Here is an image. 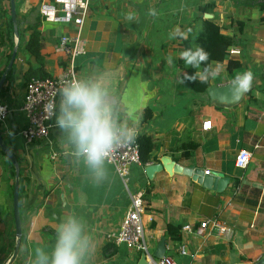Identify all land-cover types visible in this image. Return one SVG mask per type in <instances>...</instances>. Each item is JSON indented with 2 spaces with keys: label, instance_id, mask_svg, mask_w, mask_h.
Wrapping results in <instances>:
<instances>
[{
  "label": "crops",
  "instance_id": "1",
  "mask_svg": "<svg viewBox=\"0 0 264 264\" xmlns=\"http://www.w3.org/2000/svg\"><path fill=\"white\" fill-rule=\"evenodd\" d=\"M259 1L89 0L80 30L82 51L74 57L80 81L99 83L108 92L118 126L135 127L137 134L153 136L158 146L151 161L164 154L182 166L229 177L227 186L217 191L179 171L162 168L148 178L144 165H130L129 190L140 191L146 204L142 221L148 250L152 253L164 236L165 253L176 264H251L264 253V9ZM79 2L14 0L20 27L16 35L13 23L11 33L8 29L12 22L7 15L9 0H0V75L7 55L17 45L12 70L0 88V103L8 105L7 117L0 120V134L19 171L22 233L13 264L26 260L36 264L37 248L51 257L56 229L69 217L83 224L87 238L82 264H136L141 253L105 237L119 226L130 202L129 191L110 162H104L107 175L96 183L84 158L74 156L69 133L56 123L63 93L49 120L47 136L27 141L20 133L28 124L20 108L24 71L29 61L36 65L24 49L29 33L22 28L38 24L44 67L57 76L65 70L69 57L60 38L75 34L73 9ZM200 5L204 10L200 11ZM150 8L156 10V16L149 15ZM128 13L135 19L127 20ZM200 15L215 20L223 32L234 37L227 57L211 61L216 75L209 76V86L252 73L249 91L233 104L210 100L206 92L193 90L188 79L180 83L183 76L201 72L178 64L186 50L183 35L189 25L200 26ZM229 49L235 52L229 53ZM230 57L237 58L240 66L229 69ZM146 107L153 116L143 121ZM204 119L211 120L210 128H202ZM255 143L259 146L254 147ZM242 147L251 151L244 168L235 163ZM15 170L16 165L0 147V264L9 260L17 242L11 190ZM204 218L216 220V224H208L204 236L179 230L174 240L166 233L168 222L197 226ZM181 245L187 251L181 252Z\"/></svg>",
  "mask_w": 264,
  "mask_h": 264
},
{
  "label": "clouds",
  "instance_id": "2",
  "mask_svg": "<svg viewBox=\"0 0 264 264\" xmlns=\"http://www.w3.org/2000/svg\"><path fill=\"white\" fill-rule=\"evenodd\" d=\"M149 15L156 16L154 8L149 9ZM126 19L132 21L135 17L128 13ZM210 53L203 47L189 48L180 54L186 65L203 71L194 75H185V79L206 82L209 76L216 72L208 63ZM170 62V59H169ZM252 73L248 71L237 77L236 92L246 91L252 81ZM60 114L57 125L69 133V138L75 146L74 156L83 157L87 167L93 171L99 183L107 175L104 162L118 141L134 140L137 136L135 127L118 126L111 98L108 92L99 84H86L73 81L69 87L62 89ZM139 124V119L136 121ZM57 242L51 257L45 255L42 249H36V264H82L87 238L83 235V224L75 217L67 218L56 229Z\"/></svg>",
  "mask_w": 264,
  "mask_h": 264
},
{
  "label": "built area",
  "instance_id": "3",
  "mask_svg": "<svg viewBox=\"0 0 264 264\" xmlns=\"http://www.w3.org/2000/svg\"><path fill=\"white\" fill-rule=\"evenodd\" d=\"M88 5L89 0H80L79 5L73 9L75 13L73 15V23L77 26L75 34H63L60 38V45L69 54L65 70L57 76H32L25 82L23 101L20 108L26 114L28 124L20 133L27 141L47 136L50 126L49 120L55 112L56 102L58 96L62 93V89L69 87L73 81L81 82L75 69L74 57L82 51L80 45V30L84 16L88 12ZM234 52V49H229V53ZM0 53H3L2 48H0ZM7 114L8 105L6 103H0V120H4ZM210 127L211 120L204 119L202 121V128L208 129ZM258 146V143L254 144V147ZM250 157L251 151L242 147L235 156V163L238 167L244 168L250 161ZM105 161L110 162L114 166L125 188L129 191L130 196V202L119 226L107 232L105 235L106 239L116 244L124 243L129 248L144 252L146 259H149L153 264H176L174 258L166 253L159 258H151V253L148 250V245L145 240L144 224L142 221V213L146 207L145 200L140 191L131 192L128 187L130 165L133 163H141L137 141L134 139L130 142H125L121 139L113 147L109 157ZM205 172L208 173V170H205ZM210 222L213 225L216 224L215 219L204 218L200 220L197 226H192L189 223L183 224L180 231L186 230L190 233L204 236ZM220 228L223 231L225 230L224 226ZM180 251L185 252L187 249L184 245H181ZM3 264H8V260ZM9 264L13 263L11 262ZM20 264H30V262L26 260Z\"/></svg>",
  "mask_w": 264,
  "mask_h": 264
},
{
  "label": "trees",
  "instance_id": "4",
  "mask_svg": "<svg viewBox=\"0 0 264 264\" xmlns=\"http://www.w3.org/2000/svg\"><path fill=\"white\" fill-rule=\"evenodd\" d=\"M259 7L264 9V0L259 1ZM200 11H202L203 7L199 6ZM204 10V9H203ZM201 23L199 27L189 25L187 28V34L183 35L182 43L184 44L185 49H193L196 47H203L207 52L210 53V57L208 63L211 64L212 60L221 61L225 59L228 55V48L234 42V37L228 33L222 31V25L217 23L215 20L211 18H204L200 15ZM10 28L12 29V22L10 23ZM18 33L20 32L19 21H17ZM24 31H28L29 35L26 43L24 44V49L27 52L28 56H33L36 65L31 64L29 61V65L24 71V78L27 81L32 76L37 77H45L51 76L49 72L46 71L44 67V54L41 51L42 47V32L40 31L37 23H28L22 28ZM19 45V44H18ZM9 53L7 55L6 61H8L10 57ZM178 64L182 63L183 67L187 70L194 72L196 68H192L189 65H186L183 59H178ZM240 66V61L237 58L230 57L227 61V67L229 69H233L235 67ZM4 69V68H3ZM201 72L203 71V65L199 68ZM12 70V66L9 69L7 75L10 74ZM6 75V76H7ZM194 75V74H193ZM189 76H192L190 74ZM209 79V78H208ZM201 82L199 80H189V84L191 88L195 91L204 93L206 89L209 87V81ZM249 91V90H248ZM153 116V112L151 108L146 107L143 111L142 119L143 121H148ZM135 140L138 143V150L140 161L142 165L150 162L152 160V152L155 147L158 146V142H156L153 136L149 133H138ZM194 145H192L193 147ZM14 174V170H13ZM11 190L13 191V184H11ZM19 196V193H18ZM181 226L179 224H174L171 222L167 223L166 233L172 237L174 240L179 237V230Z\"/></svg>",
  "mask_w": 264,
  "mask_h": 264
},
{
  "label": "water",
  "instance_id": "5",
  "mask_svg": "<svg viewBox=\"0 0 264 264\" xmlns=\"http://www.w3.org/2000/svg\"><path fill=\"white\" fill-rule=\"evenodd\" d=\"M9 8H10V15L11 20L14 26V32L17 35V22H16V14H15V4L14 0H9ZM205 16H208L205 13ZM17 53V45L14 44L10 57L5 65L3 72L0 75V88L6 78V75L11 68ZM237 80H232L230 82L222 83V84H213L210 85L206 89V94L210 100H214L221 104H233L239 101L242 95L249 90L242 92H236ZM0 147L7 152L9 157L12 159L13 163L16 165L15 170V180L13 182V196H12V207H13V217H14V225H15V235L17 237V242L14 246L13 252L8 260V264L11 263L16 256L19 246V239L22 233V225H21V218L19 213V197H18V164L17 160L11 154L8 146L4 142L1 134H0ZM165 168L166 170L182 172L188 175H191L193 179H196L197 182L201 183L203 186L211 188L213 190L222 191L229 182V177L225 176L222 172L213 171L210 174L204 173L201 168L198 167H186L182 166L181 164L176 163L173 159L168 157L167 155H161L158 161H150L144 165V171L148 178H152L156 171ZM166 250V242L164 236H161L158 243L156 244L155 250L151 253V258H159L161 257ZM136 264H153L149 259H146L145 253L141 252L140 256L138 257ZM251 264H264V253Z\"/></svg>",
  "mask_w": 264,
  "mask_h": 264
},
{
  "label": "rangeland",
  "instance_id": "6",
  "mask_svg": "<svg viewBox=\"0 0 264 264\" xmlns=\"http://www.w3.org/2000/svg\"><path fill=\"white\" fill-rule=\"evenodd\" d=\"M7 15H8V17H9V15H10V11H9V10H8V12H7ZM10 19H11V18H10ZM8 22H9V21H8ZM8 22H7V23H8ZM7 23H6V24H7ZM6 24H5V25H6ZM10 25H11V24H10V22H9V24H8V29H9V32L11 33L13 29L10 28ZM11 45H12V44H11ZM149 120H150V119H149ZM12 211H13V207H12ZM13 218H14V217H13ZM9 233H10V230H9ZM149 250H150V252H151V249H149Z\"/></svg>",
  "mask_w": 264,
  "mask_h": 264
}]
</instances>
